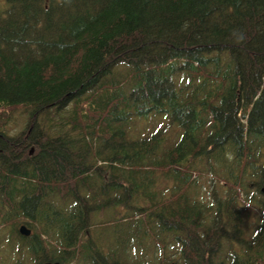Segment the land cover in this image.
Instances as JSON below:
<instances>
[{
    "label": "trees",
    "instance_id": "16d2710c",
    "mask_svg": "<svg viewBox=\"0 0 264 264\" xmlns=\"http://www.w3.org/2000/svg\"><path fill=\"white\" fill-rule=\"evenodd\" d=\"M1 2L0 229L14 252L61 261L100 224L118 264L144 239L174 264H264V0ZM149 111L168 123L133 136ZM201 166L220 191H187Z\"/></svg>",
    "mask_w": 264,
    "mask_h": 264
},
{
    "label": "rangeland",
    "instance_id": "374dc122",
    "mask_svg": "<svg viewBox=\"0 0 264 264\" xmlns=\"http://www.w3.org/2000/svg\"><path fill=\"white\" fill-rule=\"evenodd\" d=\"M0 3L1 0H0ZM168 123L167 117L162 115L160 112L155 111H149L146 115L135 117L133 120L129 122L128 128L133 134V136H141L145 134L146 132H151L159 127L166 125ZM139 133V134H136ZM32 151V150H30ZM202 170L207 172L205 170L204 166H201ZM221 183L222 180H217L216 178L212 177L211 172L202 173V174H195L192 172L190 176V182L185 185L187 187V191L191 195H195L197 197H201L204 194H208L210 191L221 190ZM172 185V182L165 178H159L157 181V188L159 189H166L169 188ZM166 192H168L166 190ZM177 193V192H176ZM250 193V191L247 193V195ZM241 196L244 197L245 193L241 192ZM257 215H252L249 219V223L247 224V234L249 232H252L254 228L256 227L255 222L253 221V218L255 216V221L258 217V213L255 212ZM260 216V215H259ZM106 225H100V224H94L90 225V231H85V233L80 234V239L82 242V245L79 247L81 250L79 251L78 256L73 259V264H85L81 261V259L84 258V253L89 250V252L93 251L94 249L98 248L100 253V262L99 264H110L113 260L115 261L114 252L113 250L105 249V243L101 241L100 236L106 237V234H101L99 229L105 228ZM7 233V228H1L0 229V264H39L40 258H36L33 254H30L29 251L22 250L19 254V251L14 252L12 250V245L8 243V241L5 239ZM46 236V235H45ZM57 244V243H56ZM149 245H152V242L150 240L144 239L142 245L137 246L135 249L129 251V258L128 262L126 264H132L133 262L143 261L147 259L149 264H174L175 258L177 257L176 254H173L171 256V259L168 258V256L165 257L163 260L160 258L158 259L157 256L154 257L155 251L152 252V250H149ZM63 247V246H62ZM69 248V247H68ZM167 252H170L171 250H166ZM102 253V254H101ZM103 255V256H102ZM169 255V254H168ZM105 259V261L103 260ZM39 259V260H37ZM153 259L154 262L151 263V260ZM173 261V262H172ZM123 263V262H122Z\"/></svg>",
    "mask_w": 264,
    "mask_h": 264
},
{
    "label": "flooded vegetation",
    "instance_id": "af4514ba",
    "mask_svg": "<svg viewBox=\"0 0 264 264\" xmlns=\"http://www.w3.org/2000/svg\"><path fill=\"white\" fill-rule=\"evenodd\" d=\"M74 243H77V244L75 246H72V247H70V245H67V244L64 247H61L62 260L61 261L58 260L59 264H73V259H75L78 256L79 251L81 250V248H79V247L82 245L81 241L74 242ZM41 252L44 253L45 250L42 249ZM37 253L38 252H35V251H34V253L30 252V254H33L36 258H40V256ZM37 260H39V259H37ZM40 260H42V261H40L39 264H42L44 261H46L48 259H41L40 258ZM103 260L105 261L104 258H103ZM81 261L84 262L85 264H99V262H100L99 249L98 248L94 249V252L93 251L89 252V250H87L84 253V258L81 259ZM114 262L115 261L113 260L110 264H113Z\"/></svg>",
    "mask_w": 264,
    "mask_h": 264
},
{
    "label": "water",
    "instance_id": "95a60500",
    "mask_svg": "<svg viewBox=\"0 0 264 264\" xmlns=\"http://www.w3.org/2000/svg\"><path fill=\"white\" fill-rule=\"evenodd\" d=\"M32 150V149H30ZM260 191L264 194V171H263V181L260 186ZM18 231L23 235H28L31 232V229L29 226H27L25 223H21L18 227ZM42 264H59L58 260H46ZM113 264H118L117 262H114Z\"/></svg>",
    "mask_w": 264,
    "mask_h": 264
}]
</instances>
